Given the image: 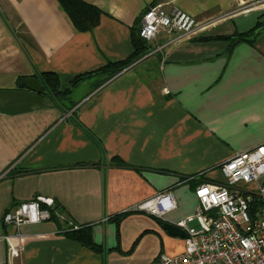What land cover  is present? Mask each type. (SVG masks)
<instances>
[{"label":"crops","instance_id":"1","mask_svg":"<svg viewBox=\"0 0 264 264\" xmlns=\"http://www.w3.org/2000/svg\"><path fill=\"white\" fill-rule=\"evenodd\" d=\"M80 1L103 13L90 32H79L58 0H0V264H153L178 256L184 238L163 225L192 217L196 188L223 183V163L264 145V12L225 17L259 0H159L217 20V36L250 33L230 55L228 42L167 46L172 38L162 32L145 65L100 87L98 79L82 82L65 102L26 89V79L53 73L66 91L77 77L128 60L132 28L158 3ZM164 193L176 206L163 218L137 210ZM37 197L54 200L60 223L23 225L24 248L9 257L6 237L17 229L4 216ZM126 212L133 213L118 236L109 220ZM82 227L92 228L91 248L65 235Z\"/></svg>","mask_w":264,"mask_h":264},{"label":"built area","instance_id":"2","mask_svg":"<svg viewBox=\"0 0 264 264\" xmlns=\"http://www.w3.org/2000/svg\"><path fill=\"white\" fill-rule=\"evenodd\" d=\"M216 21H199L158 2L144 12L140 36L150 43L164 32L174 37L169 46L200 36ZM220 170L224 182L200 184L196 213L179 224L187 234L184 251L174 257L161 255L153 264H264V145L236 154ZM175 206L174 195L164 193L137 210L161 219ZM53 207V199L37 197L4 216V222L18 230L6 237L9 257L24 248L27 236L19 229L50 220Z\"/></svg>","mask_w":264,"mask_h":264},{"label":"trees","instance_id":"3","mask_svg":"<svg viewBox=\"0 0 264 264\" xmlns=\"http://www.w3.org/2000/svg\"><path fill=\"white\" fill-rule=\"evenodd\" d=\"M58 1L62 5L64 11L67 13V15L69 16V18L71 19L74 26L79 32L82 33L90 32L99 25L101 16L103 15V13L99 9L90 6L80 0H58ZM140 27L141 25L138 21L134 26V28H132V46L134 52L133 55L128 60L119 63H108L105 67L97 71L87 73L85 75H81L73 81V83L70 86V89L66 91L61 90L60 79L57 75L53 73H41L38 74L35 78L40 82L43 89L45 90V93L55 98L59 102H65L71 93V88L75 87L76 85L82 82H86L91 79H98L99 80L98 87H100L109 80L116 77L124 70H126L127 68L135 65L138 61L142 60L145 56H147L151 52L152 47L150 46V44L140 36ZM249 35L250 33H243V34L236 33L233 36H217L211 34V35H204L190 39L189 42H199V43L228 42L229 43L228 55H230L237 46H239L242 43L248 42L247 39ZM114 163L117 167L132 168L131 166L126 165L125 163H123L118 159L114 160ZM160 172L162 173L164 171H160ZM23 173L25 172L19 171L17 169H13L11 171L12 175H21ZM60 211L61 210L57 205L54 208L50 209L51 219L56 221L58 225L60 223L58 217ZM132 213L133 212H126L110 218L109 221L114 223L117 227L118 236H119V227L121 222ZM91 231H92L91 227H82L80 230H76V231L70 230L68 228L65 235L70 240L80 244V246L91 248L92 246Z\"/></svg>","mask_w":264,"mask_h":264},{"label":"water","instance_id":"4","mask_svg":"<svg viewBox=\"0 0 264 264\" xmlns=\"http://www.w3.org/2000/svg\"><path fill=\"white\" fill-rule=\"evenodd\" d=\"M24 85L26 89L34 93L45 94V90L43 89L42 85L35 78L26 79L24 81ZM163 228L168 234H170L173 237H179V238H184V239L187 237L186 232L177 225H174L171 223H165L163 225Z\"/></svg>","mask_w":264,"mask_h":264},{"label":"rangeland","instance_id":"5","mask_svg":"<svg viewBox=\"0 0 264 264\" xmlns=\"http://www.w3.org/2000/svg\"><path fill=\"white\" fill-rule=\"evenodd\" d=\"M263 6H264V0H259L258 2L253 3L252 7H239V9L233 10L232 14L225 15V17L228 18V17L233 16V15L235 16V15L240 14V13L248 12V10H251L253 8H257L260 12H264V9H262ZM258 10H256V11H258ZM214 28H215V26L213 25L211 28H209V30H207L206 32L202 33L200 36L211 35V34L215 35L214 34L215 33L214 32L215 29ZM197 37H199V36H197ZM172 38H174V37H172ZM186 41H189V40H186ZM150 45L152 47L151 52L147 56H145L142 60L138 61L136 64H139L140 62L144 61V65H145L146 62L150 61V59L153 57L154 52L156 50H154L155 47L152 44H150Z\"/></svg>","mask_w":264,"mask_h":264}]
</instances>
